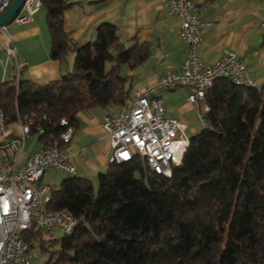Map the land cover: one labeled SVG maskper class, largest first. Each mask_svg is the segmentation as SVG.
Returning a JSON list of instances; mask_svg holds the SVG:
<instances>
[{"label":"trees","instance_id":"1","mask_svg":"<svg viewBox=\"0 0 264 264\" xmlns=\"http://www.w3.org/2000/svg\"><path fill=\"white\" fill-rule=\"evenodd\" d=\"M51 34V58L74 52L61 79L43 85L20 80L0 85L6 123L47 114L54 122L89 107L122 105L129 97L121 67L136 69L150 56L135 38L126 48L117 27L102 23L94 43L77 45L64 27L69 0H41ZM107 64H110L107 67ZM207 125L190 138L182 167L171 177L139 157L111 164L91 180L65 177L49 209L68 210L77 230L57 242L48 264H264V88L220 78L206 97ZM41 234L30 227L24 240Z\"/></svg>","mask_w":264,"mask_h":264},{"label":"built area","instance_id":"2","mask_svg":"<svg viewBox=\"0 0 264 264\" xmlns=\"http://www.w3.org/2000/svg\"><path fill=\"white\" fill-rule=\"evenodd\" d=\"M13 0H0V16ZM169 14L179 22V36L186 44L182 70L162 75L147 88L137 90L129 105L117 112L104 115L102 128L110 139V163L122 165L139 157L156 174L171 177L174 168L183 165L190 146L188 125L166 115L162 89L187 87L188 102L196 106L197 119L206 127L210 108L206 97L220 78L230 79L235 85L255 87L248 65L238 59L236 52L226 53L215 63H204L198 49L202 33L211 22L201 15L206 6L196 0H162ZM41 0H25L20 12L0 27V52L8 60L16 56L8 24L22 25L33 20L41 9ZM20 134L7 135L5 111L0 107V264H31L36 258L24 240L30 227L40 231L60 229L64 235L73 234L80 220L68 210H51L53 189L43 183L48 169L77 176L71 155L63 151L72 145L75 129L68 118L52 121L47 114L36 112L19 115L16 122ZM29 139L41 140L43 146L23 165L21 158ZM75 154L83 156L76 149Z\"/></svg>","mask_w":264,"mask_h":264},{"label":"crops","instance_id":"3","mask_svg":"<svg viewBox=\"0 0 264 264\" xmlns=\"http://www.w3.org/2000/svg\"><path fill=\"white\" fill-rule=\"evenodd\" d=\"M69 2L72 5L64 13V27L77 45L94 43L97 39L98 26L102 23H112L117 27V36L125 47L127 45L131 47L136 38L147 43L150 51L149 58L136 69H131L127 65L129 70L126 76V89L129 90V97L124 104L104 108L89 107L76 115L72 145L63 151L71 155V162L77 170V175L92 181L101 173L107 172L111 165L110 139L102 128L104 115L127 107L135 91L147 88L162 75L180 72L186 56V44L179 36L177 18L168 13L162 0H69ZM196 2L198 4L208 2L201 15L211 22L202 33V42L198 49L201 60L206 64H212L226 51H234L238 59L248 65L255 87L264 88V0H196ZM43 8L42 6L29 23L10 24L9 27L13 30L11 36L8 34L16 51L12 65L16 74H12V77L16 78L17 82L7 81L5 78L6 66L10 59L8 60L5 52L1 51L0 58L5 56L6 63L0 85L18 83L20 80L43 85L61 79L71 70L75 56L63 61L51 58V34L47 12H42ZM133 77L135 81L132 83ZM179 91L186 95L188 101L190 89L187 87L162 89L159 92L164 100L167 116L168 110L174 108L180 100ZM179 116L180 120L188 125L187 132L191 129L192 136L198 133L194 127H190L194 122L193 118L188 117L184 111ZM168 117L177 119L173 116ZM8 128L7 135L20 134L17 123L8 125ZM30 142L33 143L27 148ZM42 146L41 140L29 139L20 165ZM76 149L82 150L83 156L75 154ZM46 172L43 183H46ZM46 184L52 187L51 184Z\"/></svg>","mask_w":264,"mask_h":264},{"label":"rangeland","instance_id":"4","mask_svg":"<svg viewBox=\"0 0 264 264\" xmlns=\"http://www.w3.org/2000/svg\"><path fill=\"white\" fill-rule=\"evenodd\" d=\"M45 11H46V9L44 7L42 9V12H45ZM7 26L9 27L10 24H8ZM12 30H13L12 27L8 28V33L10 34V36H11ZM129 47L130 46H128V45L126 46V48H129ZM73 56H75L74 52L69 53L68 56L66 57V60H69V58H72ZM5 63H6V57L5 56L1 57L0 58V84H1V79H2V75H3V69L5 67ZM12 65H13V57L10 58L9 63L6 66L7 74H5V78L7 79V81H16L17 80L16 78L12 77V74H16V71L13 70ZM109 66H110V64H107V67H109ZM128 70H129L128 66L123 65L121 68V74L126 77L128 74L127 73ZM131 81L133 83V81H135V77L131 78ZM179 93H180L179 95L181 96L180 100L174 108L168 110V116L177 117V119L180 120L179 115L182 111H184V113L188 117H190L191 119L192 118L194 119V122L191 123L190 127L191 128L194 127L197 132H200L203 128L201 126V123L197 119L196 106L189 103L186 100V97H185L186 95L181 94L180 91H179ZM190 106H192V108ZM190 130L187 132V137L189 139L193 135V133ZM31 143H33V142H30L28 144L27 148H29ZM64 177H66V176L64 174H62L60 171L51 169V170L46 172V183L51 184L54 190H58L60 188V184H61L62 180L64 179ZM92 181H93L95 191H97V189H98V177L94 178ZM64 236L65 235L63 234V232L60 229H53L51 231H41V234H40L38 240L35 241L32 246L30 245L32 248L31 249L32 252L37 255L36 258L32 261V264H48V261L50 260V257H51V253L56 252L60 249V245L57 242L60 241V239H62ZM53 239L57 240V242H53L51 244L48 243L47 244L48 245L47 250H44L41 248V246H40L41 241H49V240H53Z\"/></svg>","mask_w":264,"mask_h":264},{"label":"water","instance_id":"5","mask_svg":"<svg viewBox=\"0 0 264 264\" xmlns=\"http://www.w3.org/2000/svg\"><path fill=\"white\" fill-rule=\"evenodd\" d=\"M25 0H13L9 8L0 16V27L8 23L12 17L20 12Z\"/></svg>","mask_w":264,"mask_h":264}]
</instances>
